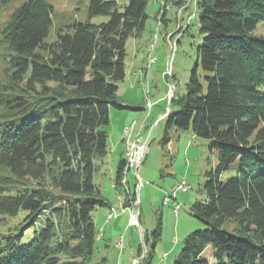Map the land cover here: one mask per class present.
Listing matches in <instances>:
<instances>
[{
	"label": "trees",
	"instance_id": "obj_1",
	"mask_svg": "<svg viewBox=\"0 0 264 264\" xmlns=\"http://www.w3.org/2000/svg\"><path fill=\"white\" fill-rule=\"evenodd\" d=\"M148 3L90 0L89 18L56 27L51 40L46 0H24L0 19V264H91L92 211L106 204L93 179L108 152L103 126L111 107L129 108L116 94L126 41L143 30ZM196 6V58L170 99L162 141L171 126L191 129L217 161L204 199L190 205L202 227L170 264H264V36L254 32L264 0ZM94 15L108 18L95 24Z\"/></svg>",
	"mask_w": 264,
	"mask_h": 264
},
{
	"label": "rangeland",
	"instance_id": "obj_2",
	"mask_svg": "<svg viewBox=\"0 0 264 264\" xmlns=\"http://www.w3.org/2000/svg\"><path fill=\"white\" fill-rule=\"evenodd\" d=\"M23 1H0V19L7 18ZM46 1L52 6V24L46 40L55 36L56 27L89 18L90 0ZM116 1L121 8L126 3ZM146 12L148 17L140 35L126 41V72L131 70L132 76L128 74L119 82L116 94L118 102L129 108L111 107L109 122L103 128L109 135L108 145L123 137L126 160L129 144L136 143L139 131L140 141L148 144V151L136 176L128 170L124 174L122 169L117 180L114 173L118 153L113 154L114 163L97 160L93 179L106 204L92 211L97 236L91 264H140L147 251H152L150 264H170L179 254L183 239L202 227L190 205L204 199L205 171L217 161L216 151L208 148V140L191 129L171 126L168 141H162L170 99L174 93L184 92L200 42L196 0H149ZM107 18L94 15L89 20L96 24ZM254 32L264 36V23H258ZM165 72L169 73L172 87L164 80ZM126 129L130 132L127 136ZM227 175L225 171L224 177ZM126 179L128 190L123 186ZM182 182L186 190L171 194ZM176 204L179 208L175 214L172 209ZM227 227L232 228V223ZM155 228L157 235L153 233ZM211 254L207 249L202 256L212 262Z\"/></svg>",
	"mask_w": 264,
	"mask_h": 264
},
{
	"label": "built area",
	"instance_id": "obj_3",
	"mask_svg": "<svg viewBox=\"0 0 264 264\" xmlns=\"http://www.w3.org/2000/svg\"><path fill=\"white\" fill-rule=\"evenodd\" d=\"M148 107H150V104L148 105ZM140 132L141 131L137 132V141H136L135 146L132 150L131 167L128 169V172H132L134 176H136V174H137L138 165L144 161L145 156L147 155V151H148V144H142L140 141ZM177 190H186L185 183L184 182L179 183L172 190L171 194H173ZM166 201H168V197H166ZM178 208H179L178 204H176L173 207L172 211L176 214L178 212ZM120 240L122 243V237L120 238Z\"/></svg>",
	"mask_w": 264,
	"mask_h": 264
},
{
	"label": "crops",
	"instance_id": "obj_4",
	"mask_svg": "<svg viewBox=\"0 0 264 264\" xmlns=\"http://www.w3.org/2000/svg\"><path fill=\"white\" fill-rule=\"evenodd\" d=\"M128 74L131 75V70L128 72ZM127 72L125 74V77L128 75ZM132 76V75H131ZM111 112V111H110ZM109 139V138H108ZM109 141V140H108ZM118 153V161L121 159V158H125V144H124V139L123 137L121 139H119L116 143L114 144H109L108 145V152L107 154L102 158V162H106L108 160L111 161V163L114 161H116V155L114 156L113 154L114 153ZM118 161H117V164H118ZM117 170V167L115 168ZM116 174V171L114 173V175Z\"/></svg>",
	"mask_w": 264,
	"mask_h": 264
},
{
	"label": "bare ground",
	"instance_id": "obj_5",
	"mask_svg": "<svg viewBox=\"0 0 264 264\" xmlns=\"http://www.w3.org/2000/svg\"><path fill=\"white\" fill-rule=\"evenodd\" d=\"M150 62L151 63H153L154 62V60H152V59H150ZM130 127V126H129ZM129 127H126V128H129ZM131 129H132V126H131ZM131 129H130V131H131ZM127 130V132L126 131H124V134L127 136V135H129V133L130 132H128L129 131V129H126ZM124 135V136H125ZM127 138V137H126ZM134 146H135V143H134V141L132 142V143H130L129 144V150H128V152H127V160H126V163H125V166H124V174L126 173V171L131 167V156H132V150H133V148H134ZM123 174V173H122ZM122 181V180H121Z\"/></svg>",
	"mask_w": 264,
	"mask_h": 264
},
{
	"label": "water",
	"instance_id": "obj_6",
	"mask_svg": "<svg viewBox=\"0 0 264 264\" xmlns=\"http://www.w3.org/2000/svg\"><path fill=\"white\" fill-rule=\"evenodd\" d=\"M164 80H165V82H166L169 86L172 87V84H171V81H170L169 73H168V72H165V73H164ZM169 109H170V107H169Z\"/></svg>",
	"mask_w": 264,
	"mask_h": 264
}]
</instances>
